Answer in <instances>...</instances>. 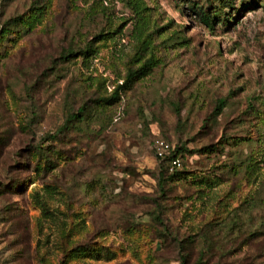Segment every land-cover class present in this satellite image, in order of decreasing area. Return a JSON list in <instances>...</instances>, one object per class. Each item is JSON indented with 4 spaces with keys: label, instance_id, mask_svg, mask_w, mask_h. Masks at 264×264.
<instances>
[{
    "label": "rangeland",
    "instance_id": "rangeland-1",
    "mask_svg": "<svg viewBox=\"0 0 264 264\" xmlns=\"http://www.w3.org/2000/svg\"><path fill=\"white\" fill-rule=\"evenodd\" d=\"M0 264H264V0H0Z\"/></svg>",
    "mask_w": 264,
    "mask_h": 264
},
{
    "label": "trees",
    "instance_id": "trees-1",
    "mask_svg": "<svg viewBox=\"0 0 264 264\" xmlns=\"http://www.w3.org/2000/svg\"><path fill=\"white\" fill-rule=\"evenodd\" d=\"M199 19H200V21L204 25H208V19H207V17L205 15L201 14L200 17H199ZM144 67L145 66H142V67H140L139 69H137V70H135L133 72L130 71L128 73V76L131 77V76H133L135 74H138L139 73V70L142 71ZM114 93L115 92H112V94L109 97H107V98L106 97H103V98H100L99 100L100 101H103L104 103H108L109 101H111L114 98V95H115ZM222 105H223V100H218L217 103H216V105H215V108H214L215 111L214 112L219 111L221 109ZM79 109L80 110H78L77 112L69 114L67 116V119L66 120L80 119L81 118V115L79 113H80V111H81L82 108L80 107ZM165 141L167 143H169L167 140H165ZM181 149H182V147H180L179 145H173V146L170 147L169 152L164 157H157L154 154V152H153L155 158L159 162L160 167L161 166L163 167L162 171L164 172V174L172 175L181 166V163H180L179 167H173L172 169L169 170V164H170V160L172 158L178 157L179 160H180V158H181ZM167 177H169V176H164V178H167ZM155 217H156V219L158 221H160L158 219V216H155Z\"/></svg>",
    "mask_w": 264,
    "mask_h": 264
},
{
    "label": "built area",
    "instance_id": "built-area-1",
    "mask_svg": "<svg viewBox=\"0 0 264 264\" xmlns=\"http://www.w3.org/2000/svg\"><path fill=\"white\" fill-rule=\"evenodd\" d=\"M170 144L163 139H156L152 143V150L157 157H164L170 149ZM180 160L178 157H174L170 160L169 170L173 167H179Z\"/></svg>",
    "mask_w": 264,
    "mask_h": 264
}]
</instances>
